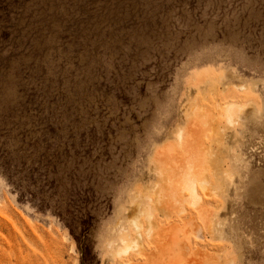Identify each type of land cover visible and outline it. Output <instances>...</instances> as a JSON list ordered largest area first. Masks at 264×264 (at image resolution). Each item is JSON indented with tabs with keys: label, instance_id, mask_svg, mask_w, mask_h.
Segmentation results:
<instances>
[{
	"label": "rangeland",
	"instance_id": "obj_1",
	"mask_svg": "<svg viewBox=\"0 0 264 264\" xmlns=\"http://www.w3.org/2000/svg\"><path fill=\"white\" fill-rule=\"evenodd\" d=\"M0 264H264V0H0Z\"/></svg>",
	"mask_w": 264,
	"mask_h": 264
},
{
	"label": "bare ground",
	"instance_id": "obj_2",
	"mask_svg": "<svg viewBox=\"0 0 264 264\" xmlns=\"http://www.w3.org/2000/svg\"><path fill=\"white\" fill-rule=\"evenodd\" d=\"M231 111V107L227 108V113L230 114L229 112ZM232 115V114H231ZM229 120V119H228ZM189 163V162H188ZM191 163V162H190ZM191 165V164H190ZM194 168V166H192ZM195 170V169H194ZM201 170V169H200ZM183 171V170H182ZM184 172V171H183ZM199 173H202L201 171H199ZM184 174V173H183ZM195 175V174H194ZM193 175L192 172H187L186 174V185L187 187L189 188L188 190H190V192L193 194V196H196L195 192H194V189H195V182H196V179L200 178L199 176L196 178L195 176ZM197 175V174H196ZM201 175V174H200ZM176 177V176H175ZM182 178V177H181ZM207 178L203 176V178L200 180V184L202 187L205 188V185L207 184ZM209 184V183H208ZM169 190V189H168ZM184 190V189H183ZM186 202V201H185ZM172 203V202H171ZM127 243V242H126Z\"/></svg>",
	"mask_w": 264,
	"mask_h": 264
}]
</instances>
